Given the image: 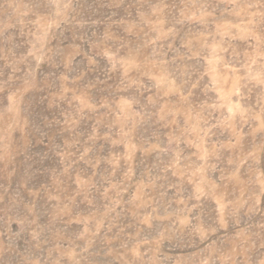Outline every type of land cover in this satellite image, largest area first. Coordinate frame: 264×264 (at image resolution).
I'll return each mask as SVG.
<instances>
[{"label": "rangeland", "instance_id": "obj_1", "mask_svg": "<svg viewBox=\"0 0 264 264\" xmlns=\"http://www.w3.org/2000/svg\"><path fill=\"white\" fill-rule=\"evenodd\" d=\"M0 264H264V0H0Z\"/></svg>", "mask_w": 264, "mask_h": 264}]
</instances>
